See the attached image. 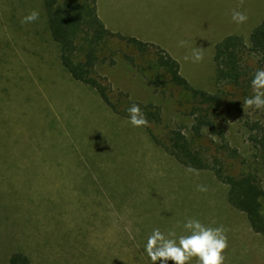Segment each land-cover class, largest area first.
Instances as JSON below:
<instances>
[{
	"label": "rangeland",
	"instance_id": "rangeland-1",
	"mask_svg": "<svg viewBox=\"0 0 264 264\" xmlns=\"http://www.w3.org/2000/svg\"><path fill=\"white\" fill-rule=\"evenodd\" d=\"M33 10L39 19L22 23ZM233 10L247 21L234 22ZM104 14L123 34L168 45L189 83L213 93L214 45L229 34L247 41L264 19V0H118L108 2ZM45 20L41 0H0V264L14 252L24 253L28 264H152L148 236L157 228L186 235L188 219L228 229L224 264H264V237L228 203L227 186L209 170L188 172L143 127L113 114L93 89L74 81ZM194 48L203 52L198 63L184 59ZM100 55L106 61L96 73L110 83L113 98L123 92L160 106L162 122L152 125L157 134L189 131L188 95L165 72L159 87L150 83L155 48L138 51L113 38ZM221 87L237 102L220 123L237 151L226 158L227 169L256 170L264 186V167L255 163L249 139L251 124H264V109L245 106L238 88ZM205 134L201 142L212 148L210 140L219 138Z\"/></svg>",
	"mask_w": 264,
	"mask_h": 264
},
{
	"label": "trees",
	"instance_id": "trees-1",
	"mask_svg": "<svg viewBox=\"0 0 264 264\" xmlns=\"http://www.w3.org/2000/svg\"><path fill=\"white\" fill-rule=\"evenodd\" d=\"M41 3L47 30L58 48L59 62L70 77L93 89L110 111L120 118L128 119L127 109L133 104L139 105L148 120V126L143 128L154 144L186 168L211 171L227 186L228 203L246 215L253 232L264 237V186L256 170L236 174L227 169L226 158L236 157L237 151L231 148L225 137V124L220 126L221 121H228L237 105L236 99H232L233 94L225 92L221 86L238 88L245 99L253 95L250 82L254 73L257 69H264V19L253 27L247 41L241 35L229 34L214 45L218 90L212 93L192 86L180 73L178 60L164 48L108 30L97 15L96 0H41ZM113 38L133 45L138 51L155 48L156 72L150 83L159 87L165 72L167 81L188 95L189 115L193 120L188 132L172 128L157 134L152 125L162 122L160 106L132 101L123 92L113 98L110 83L104 82V78L96 73L98 63L106 61L100 53ZM126 58L133 62L130 56ZM250 130L249 139L256 151L255 163L264 167V124L254 122ZM205 133L219 138L218 141L210 140L212 148L201 142L206 137ZM28 263L24 253L14 252L7 264Z\"/></svg>",
	"mask_w": 264,
	"mask_h": 264
},
{
	"label": "clouds",
	"instance_id": "clouds-1",
	"mask_svg": "<svg viewBox=\"0 0 264 264\" xmlns=\"http://www.w3.org/2000/svg\"><path fill=\"white\" fill-rule=\"evenodd\" d=\"M240 3L243 5V0H240ZM231 18L236 23H244L248 19L244 12L236 10L232 11ZM38 19L39 12L33 10L23 18L22 23H34ZM185 44V41H180L181 46ZM184 59L198 63L203 60V52L194 48L192 55L185 56ZM250 83L253 95L244 99V105L248 108L264 109V69H257ZM127 111L128 122L133 127L148 126V120L139 105L133 104ZM187 171L198 174L197 170L191 167ZM197 189L207 191L204 185H197ZM183 227L188 234L178 238L175 231L167 234L158 228L152 231L145 245V251L152 264H168V261L173 264H189L193 258L198 264H224L223 253L228 248V229L223 225L208 227L196 219H188Z\"/></svg>",
	"mask_w": 264,
	"mask_h": 264
},
{
	"label": "crops",
	"instance_id": "crops-1",
	"mask_svg": "<svg viewBox=\"0 0 264 264\" xmlns=\"http://www.w3.org/2000/svg\"><path fill=\"white\" fill-rule=\"evenodd\" d=\"M114 1H118V0H96V8H97V15H98V17L100 18V20L102 21V23L104 24V26L108 29V30H110V31H112V32H116V33H120L121 35H123V36H133V37H136V38H138V39H142V41L143 40H150V41H152L153 42V44H155V45H158V46H160V47H162V48H167L168 47V45H166V44H162V42L160 41V40H156V38L155 39H153V37L152 36H149V35H147V37H145V36H140V35H138V33H137V35H126V34H123V32H121V30L120 29H118V28H113V27H111V24H107L106 23V21H105V18H104V16H105V14H104V10H105V7H106V5H107V3L108 2H114ZM134 32V31H133ZM150 31L146 28L145 29V32L144 33H149ZM134 33H136V32H134ZM149 38V39H148ZM162 39H164V37L162 38ZM174 57V56H173ZM175 59H176V57H174Z\"/></svg>",
	"mask_w": 264,
	"mask_h": 264
}]
</instances>
